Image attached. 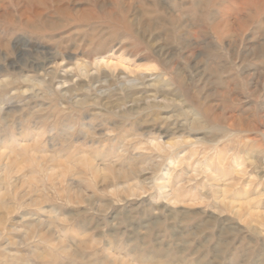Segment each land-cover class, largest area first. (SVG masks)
Here are the masks:
<instances>
[{"label":"rangeland","instance_id":"374dc122","mask_svg":"<svg viewBox=\"0 0 264 264\" xmlns=\"http://www.w3.org/2000/svg\"><path fill=\"white\" fill-rule=\"evenodd\" d=\"M259 1L0 0V264H264Z\"/></svg>","mask_w":264,"mask_h":264},{"label":"bare ground","instance_id":"6f19581e","mask_svg":"<svg viewBox=\"0 0 264 264\" xmlns=\"http://www.w3.org/2000/svg\"><path fill=\"white\" fill-rule=\"evenodd\" d=\"M15 6L20 10V16L21 18L23 19L22 21V24H24L25 26L27 27H30V28H33V29H38L40 28V25L42 27H47V29H50V30H53L56 28L57 24L55 23H51V21H53L51 19L52 16H47L46 13H44V11H38L36 9L38 8H41V7H44V8H47L51 2V0H15ZM259 2H263L262 1H259ZM3 4V3H2ZM260 4V3H259ZM8 6H2L0 4V17L6 19V20H12V14L11 12L8 10L7 8ZM36 8V9H34ZM50 8V7H49ZM3 9V10H1ZM56 12L58 13L59 17L58 18H61V17H68L69 16V13L67 12V10L60 5V3L58 4V6H56ZM90 12V10H89ZM28 13H30L32 15V17H29L27 16ZM54 17V16H53ZM32 18V20H31ZM13 22V21H12ZM220 26V25H219ZM218 26V27H219ZM221 27V26H220ZM8 44H5V46H7ZM52 56V55H51ZM57 56V55H56ZM64 62V61H62ZM98 64L102 66V64H105L107 66H109V62L107 61H103L101 60L100 62L98 61ZM83 65V63H82ZM85 65V64H84ZM84 67V66H83ZM67 68V66H66ZM66 70V69H65ZM83 71V70H82ZM64 72V71H63ZM67 73V72H66ZM65 75V73H64ZM69 76V75H68ZM67 76V77H68ZM62 78V77H61ZM28 81V80H27ZM67 82V81H66ZM132 82V81H131ZM134 82V81H133ZM59 84H64V80H61L58 82ZM137 83L135 82V85ZM134 85V83H133ZM140 85V84H139ZM152 86V84H151ZM65 87V86H64ZM25 93V92H24ZM156 100V99H155ZM170 100V99H169ZM165 101V100H164ZM167 102V101H166ZM164 103V102H162ZM150 104V103H149ZM165 104V103H164ZM43 135V134H42ZM42 137V136H41ZM30 147V146H29ZM28 147V148H29ZM31 151V150H30ZM3 154V153H2ZM4 155V154H3ZM69 155H70V152H69ZM73 155V154H72ZM75 155V154H74ZM77 156V155H76ZM75 157V156H73ZM82 158V156H81ZM86 158V157H85ZM1 159V158H0ZM88 159V158H87ZM86 159V160H87ZM67 160V159H66ZM81 160V159H80ZM93 161V160H92ZM80 162V161H79ZM82 162V161H81ZM58 163V162H57ZM84 163V161H83ZM87 163V162H85ZM91 163V162H90ZM60 165V164H58ZM91 165V164H90ZM89 165V166H90ZM64 173V172H63Z\"/></svg>","mask_w":264,"mask_h":264}]
</instances>
